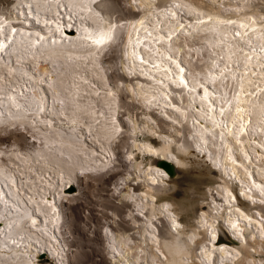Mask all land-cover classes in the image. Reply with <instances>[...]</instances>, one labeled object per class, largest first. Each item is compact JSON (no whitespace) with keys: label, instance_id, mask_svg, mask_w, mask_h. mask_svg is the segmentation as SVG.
I'll return each instance as SVG.
<instances>
[{"label":"bare ground","instance_id":"6f19581e","mask_svg":"<svg viewBox=\"0 0 264 264\" xmlns=\"http://www.w3.org/2000/svg\"><path fill=\"white\" fill-rule=\"evenodd\" d=\"M131 1L138 12L121 19L106 0H15L0 5V95L6 96L0 99V121L47 124L42 153H50L59 163L55 176L46 170L32 177L31 194L12 170L0 166V264H42L41 240L50 237L58 221L56 196L68 187L70 171L109 160V143L122 127L114 90L97 108L101 88L87 82L94 98L78 100L76 90L83 95L80 88L86 82L78 84L75 74L85 69L75 62H96L97 51L119 36L124 66L140 76L130 87L132 95L146 106L159 105L180 124L188 122L190 136L195 134L191 144L162 134L159 144L141 138L133 145L143 154L169 157L177 165L188 163L192 151L204 153L224 179L216 183L221 198H213L210 212L200 213L204 237L195 252L190 245L200 228L183 235L184 224L170 202L156 203L154 184L167 172L151 161L140 169L148 184L139 197L140 206L148 208L142 241L133 245L126 233L112 235L114 252L124 264H250L252 259L264 264L250 250L264 241V0ZM22 2L35 11L28 7L30 12L25 13ZM66 27H74V35L66 34ZM102 38L103 43L96 42ZM40 59L51 67L43 65L36 81L23 62L36 64ZM32 76L37 83L28 87L24 77ZM87 76L82 73L80 79L88 81ZM41 80H47L58 112L72 124L69 132L52 126ZM68 104L73 108L67 114ZM86 118L90 122L81 136L75 129ZM99 120L102 126L97 129ZM135 120L134 133L157 132L152 117ZM87 134L95 136L100 150L87 145ZM235 185L250 200L249 206L242 204ZM158 211L169 217V238L160 239L151 229ZM146 242L151 243V252Z\"/></svg>","mask_w":264,"mask_h":264},{"label":"rangeland","instance_id":"374dc122","mask_svg":"<svg viewBox=\"0 0 264 264\" xmlns=\"http://www.w3.org/2000/svg\"><path fill=\"white\" fill-rule=\"evenodd\" d=\"M14 1L0 0V5L9 6ZM106 1L112 6L116 5L121 12H133L134 7L138 12L137 6L133 7L131 5L130 2H133L131 0ZM116 57L117 50L114 47L101 57L103 61H107L106 66L111 69L110 72H105L103 77L95 69L79 71L86 76L88 75V81H82L80 79L82 73L75 74L78 75V77H75L79 81L78 84L86 82V85L83 87H88L89 89L83 90L82 87L80 88L82 92L92 94V90L88 86V84L92 85V82H95L96 86L100 84L101 91L106 90L109 92L111 88L114 90L112 95L117 100V118L122 127L109 143V160L105 164L84 170L78 169L74 172L70 171L68 175V187L58 199L56 196L59 218L55 225L52 226V233L54 235L51 233L50 239L45 238V240H41L43 247L39 251V263L124 264L113 250L112 235L126 233L131 244H140L148 219V208H144L139 204L141 193L148 188L145 177L140 175V169L145 168L151 161L153 165L160 167L157 164L156 157H153L150 153L143 154L133 143L135 140L148 139L153 144H159L161 142L159 136L162 134L177 139H180V136L183 135L182 129H176L175 126L163 119L153 108H146L132 95L130 87L140 80V76L136 72L128 74L129 82L125 84L120 79V75L124 74L120 69V63H116ZM40 60L36 64L28 61L26 63L23 62L27 70H29V74L33 75L36 81L40 78L43 65H47L49 68L51 67L49 64H46L44 59ZM75 63L82 69L85 64H87L88 68L93 66L92 63L88 64L84 60H79V62ZM102 66V69L107 70L106 66ZM93 73L95 75H92ZM5 75L7 77L9 76L6 72ZM33 76L24 77L27 79L24 82L28 87L36 82ZM93 76H96L97 79L99 78L100 82L91 80ZM134 81L137 82L135 83ZM110 82H113L115 85L110 84ZM39 85L41 91H44L47 96L49 103L47 115L53 119L52 126L56 130L62 127L64 132H69L72 124H68L66 116H62L58 112L60 110L57 105L58 103L54 101L53 93L49 88L47 80H41ZM66 92L68 93L70 91L66 90ZM76 94L78 100H80L79 97L85 98L84 100L81 99L82 101H88L94 98V95L83 97L82 93H78V90H76ZM103 94L98 96L99 98H96L97 108L103 106L102 101L105 95ZM0 96H4V94ZM72 108L68 104L67 114ZM148 116L153 118V125L154 128L156 127L155 130L157 132L143 130L134 133L131 126L133 121L135 119V121H138ZM89 122L90 120L86 118L84 123L75 129L77 133L82 136L85 124ZM16 123L11 124L8 120L0 121V166L12 170L16 180L31 194L32 177H35L40 171L45 173L46 170H49L52 176H55L57 174L56 170L59 168V163L56 162V159L51 158L50 153H46V155L42 153L46 145L43 134L47 130V124H42V122L35 123L30 119ZM97 123L98 129L99 126H102V121L99 120ZM92 134H96L94 130ZM88 136L89 134H87L86 139L80 136L79 138H83L88 146L100 150L98 147L100 143L95 139V136L91 137L90 135V138ZM100 142L105 143V140L100 138ZM26 157L28 161L24 162ZM188 159H186L188 163L178 165V174L176 177H170L167 174L164 180H159L158 183L154 184L152 191L156 194L157 204L164 201L170 202L171 208L175 210L178 219L184 224V228L182 229L183 235H186L185 233L191 230L200 228L197 230L199 231L198 238L190 245L191 249L196 252L199 245L197 244L199 243L198 240L204 237V227L200 226L202 224L200 222V213L204 211L210 212L212 210L213 198L218 200L221 198L219 190H206L211 188L215 182L217 183L219 179L223 181L224 177L220 178L215 170L207 169L205 164L197 163L200 162V158L194 154V151H192ZM191 159H196L194 161L196 163L192 164ZM34 168L35 171H33ZM72 187H74V190H71ZM234 191L237 193L243 205H250V200L239 194L237 185L234 186ZM8 195L10 197V194ZM39 218L43 220L41 216ZM220 224L221 228L226 232L225 234L229 235L228 230H226L222 222ZM151 229L155 231L160 239L169 238L172 230L167 214L158 211L157 215L152 219ZM33 243L39 245L35 240H33ZM144 245L151 252V243L148 244L146 242ZM53 249L55 250L54 253H52L54 251ZM250 250L254 254L252 255L254 259L260 258L264 263V241L258 248L251 246ZM250 264H255V260L252 259Z\"/></svg>","mask_w":264,"mask_h":264},{"label":"water","instance_id":"95a60500","mask_svg":"<svg viewBox=\"0 0 264 264\" xmlns=\"http://www.w3.org/2000/svg\"><path fill=\"white\" fill-rule=\"evenodd\" d=\"M131 3V5L134 7V2H130ZM21 7L23 8V10H24V12L25 13H27V14H29V9H28V7H30L31 8V11H35V9H34V6H32V5H28L27 3H25V2H22L21 3ZM113 7V9H114V11H115V14H116V17L117 18H126V17H128V16H130V15H132V14H135L136 12H137V9L134 7V11L132 12H130V11H128V12H126V11H122L121 12V10L116 6V5H114V6H112ZM30 18H32V19H34V17L33 16H29ZM65 32H66V34H68L69 36H72L75 32H76V30H75V28L74 27H72V28H65ZM92 40H89V42H91ZM114 47V49L115 50H117V57H116V63H120V69L122 70V72H123V74L124 75H120V79H122V81L123 82H125V84H126V82H129L128 81V74H130V73H133L132 71H130V70H128L125 66H124V54H123V36H119L115 41H112L111 43H109V44H106L102 49H100V50H98L97 51V54H96V59H97V63L96 62H92L93 63V66L91 67V68H88L87 67V64H85V65H83V67L85 68V70L86 71H90V70H97V72L98 73H100L101 74V77H103L104 76V74H105V72H110L111 71V69L109 68V67H107L106 66V62L105 61H103V59L101 58L103 55H105V53L107 52V51H109L111 48H113ZM40 61H43V60H40ZM87 63H89V62H87ZM101 63V64H100ZM97 64V65H96ZM102 65H104V66H106L107 67V70L106 69H102L101 67H103ZM92 75H95L94 73L92 74ZM125 77H127V78H125ZM101 79V78H100ZM91 80H97V81H99L100 82V80H99V78L97 79V77L96 76H93V78H91ZM133 82V81H132ZM135 83L137 82V81H134ZM131 83V82H130ZM110 84H112V85H115L113 82H110ZM100 84H98V86H99ZM92 86V88L94 87V85L92 84L91 85ZM115 87V86H114ZM104 89H106V88H104ZM99 93H100V95H102L103 93L104 94H107L108 92L106 91V90H104V91H99ZM103 94V95H104ZM88 95H91V94H88V93H86V92H84L83 93V97H86V96H88ZM6 96H0V98L2 99V98H5ZM82 100H84L85 98H81ZM135 99V98H134ZM137 100L140 102V103H142V101H140V99H138L137 98ZM143 104V103H142ZM144 105V104H143ZM146 108H153L163 119H165V120H167V121H169L173 126H175L176 127V129L177 128H180V129H182V132H183V135H181L180 136V139H177V138H174L176 141H179V140H181L182 139V141L184 142V143H188V144H191L193 141H194V136H195V134L193 135V137L192 136H190V134H189V126H188V122H186V121H183L181 124L178 122V121H176L175 119H173V118H170L166 113H164L161 109H160V106L159 105H156V104H149V106L147 105H144ZM166 108H170L169 106H166ZM171 109V108H170ZM16 124H18V123H16ZM197 154V157H199L200 158V162H197V163H201V164H205V167L207 168V169H209V170H215L216 172H217V174L219 175V176H221L222 174L220 173V171H219V169H218V167H216L215 165H214V163L209 159V158H207L206 156H205V154L204 153H202V154H198V153H196ZM150 155H152L153 157H156L157 158V164H158V166H160V167H162L166 172H167V174L170 176V177H176L177 176V174H178V172H177V168H178V165L172 160V159H170L169 157H163V156H157V155H153L152 153H150ZM192 160V164L193 163H196V162H194V161H196V159H191ZM220 181V179L218 180V182ZM237 184H239L238 183V181H237ZM209 189H212V191H214V190H218V185L216 184V182H215V184H213L212 185V187L211 188H208L206 191H208ZM71 190H74V187H72L71 188Z\"/></svg>","mask_w":264,"mask_h":264},{"label":"snow or ice","instance_id":"6c2138e0","mask_svg":"<svg viewBox=\"0 0 264 264\" xmlns=\"http://www.w3.org/2000/svg\"><path fill=\"white\" fill-rule=\"evenodd\" d=\"M97 43H103L104 41H103V38L102 39H100V40H98V41H96Z\"/></svg>","mask_w":264,"mask_h":264}]
</instances>
